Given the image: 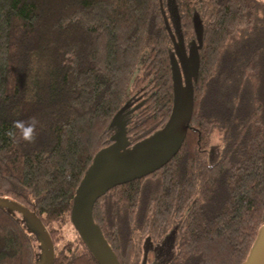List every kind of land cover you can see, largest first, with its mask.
Returning a JSON list of instances; mask_svg holds the SVG:
<instances>
[{"label":"trees","instance_id":"trees-1","mask_svg":"<svg viewBox=\"0 0 264 264\" xmlns=\"http://www.w3.org/2000/svg\"><path fill=\"white\" fill-rule=\"evenodd\" d=\"M165 1L0 0V198L41 221L54 264H97L70 213L115 114L141 102L131 145L169 118ZM174 2L185 44L195 40L193 15L203 23L186 138L160 170L100 197L92 217L120 264H142L144 248L172 230L167 264H244L264 226V2ZM30 117L34 143L7 135ZM40 253L23 217L0 207V264H36Z\"/></svg>","mask_w":264,"mask_h":264},{"label":"water","instance_id":"water-1","mask_svg":"<svg viewBox=\"0 0 264 264\" xmlns=\"http://www.w3.org/2000/svg\"><path fill=\"white\" fill-rule=\"evenodd\" d=\"M166 2L165 25L167 24L166 29L173 50L170 53L173 103L169 118L149 137L131 145L127 136V127L136 109H130L128 104L122 107L109 126L113 131L111 143L93 157L73 198L71 225L97 264L120 263L104 239L100 228L94 223L92 212L96 201L116 186L141 179L164 167L180 150L192 118L194 85L197 83L200 67L199 52L203 47V23L199 16L193 15L195 40L189 42L186 49L180 37L178 39L173 37L169 24L171 19L174 21L176 19L175 2L174 0H166ZM171 7L174 9L172 15L169 12ZM0 207L9 212L19 213L37 236L41 253L36 264H54L53 243L41 221L16 202L0 198ZM174 233L175 230H172L154 249L172 250ZM152 248L151 245L144 248L142 264H146ZM171 257L172 255L170 260ZM244 264H264V226L259 230Z\"/></svg>","mask_w":264,"mask_h":264},{"label":"clouds","instance_id":"clouds-1","mask_svg":"<svg viewBox=\"0 0 264 264\" xmlns=\"http://www.w3.org/2000/svg\"><path fill=\"white\" fill-rule=\"evenodd\" d=\"M39 121L35 117H30L27 121L16 120L13 122V130H9L7 135L13 140L17 139L27 143H34L37 139V125Z\"/></svg>","mask_w":264,"mask_h":264},{"label":"flooded vegetation","instance_id":"flooded-vegetation-1","mask_svg":"<svg viewBox=\"0 0 264 264\" xmlns=\"http://www.w3.org/2000/svg\"><path fill=\"white\" fill-rule=\"evenodd\" d=\"M165 3H167V2L165 1ZM164 6H166V8H167V5L166 4ZM168 7H169V4H168ZM173 10H174L173 7H171L170 8V11H169L170 12V15H172V12L174 13ZM171 23H172V25L177 24L176 21H174L173 19H172V22ZM170 26H171V24H170ZM176 28H177V26H176ZM176 28L174 29V27L172 26V30L171 31H172L173 37L175 39H178V37H180L182 39L181 33L178 31V29L176 30ZM183 42H184V40H183ZM188 44L189 43L185 44L186 49L189 46ZM172 52H173V50H172ZM128 105H130V109L131 108L138 109V107L141 105V102H136L135 101V102L129 103ZM150 254H152L150 256L151 257V259L149 260L150 262L147 261L146 264H167V263H169L170 256L172 255V250L169 249V248H163L160 251L159 250L157 251L153 247L151 249V251H150Z\"/></svg>","mask_w":264,"mask_h":264},{"label":"rangeland","instance_id":"rangeland-1","mask_svg":"<svg viewBox=\"0 0 264 264\" xmlns=\"http://www.w3.org/2000/svg\"><path fill=\"white\" fill-rule=\"evenodd\" d=\"M261 1H263L264 2V0H261ZM166 4V3H165ZM164 4V5H165ZM164 11V15L166 16L167 14V11H166V6L164 7V9H163ZM172 22V19H171V21H169V23L170 24H172L171 23ZM172 26L174 27V29L176 28V24H174V25H171V29H172ZM176 30H177V28H176ZM178 32V31H177ZM125 105H127V104H125ZM124 105V106H125ZM123 106V107H124ZM113 135V134H112ZM179 152V151H178ZM217 155H218V146L217 145H215L213 148H212V150H211V152H210V154H209V157H208V161H209V163H213L214 161H215V159H216V157H217ZM66 237L67 238H71V237H73V233H72V231L71 230H69V228H66ZM175 243V242H174ZM152 254H150V252H149V254H148V258H147V261L148 262H150L149 260L151 259V256ZM143 258V257H142Z\"/></svg>","mask_w":264,"mask_h":264},{"label":"bare ground","instance_id":"bare-ground-1","mask_svg":"<svg viewBox=\"0 0 264 264\" xmlns=\"http://www.w3.org/2000/svg\"><path fill=\"white\" fill-rule=\"evenodd\" d=\"M167 235H169V234H167ZM167 235H166V236H167ZM173 237H174V235H173Z\"/></svg>","mask_w":264,"mask_h":264}]
</instances>
